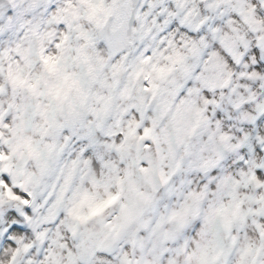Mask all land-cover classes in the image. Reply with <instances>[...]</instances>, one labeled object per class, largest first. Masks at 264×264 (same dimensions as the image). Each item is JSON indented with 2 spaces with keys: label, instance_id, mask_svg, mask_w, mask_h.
I'll return each instance as SVG.
<instances>
[{
  "label": "snow or ice",
  "instance_id": "1",
  "mask_svg": "<svg viewBox=\"0 0 264 264\" xmlns=\"http://www.w3.org/2000/svg\"><path fill=\"white\" fill-rule=\"evenodd\" d=\"M0 264H264V0H0Z\"/></svg>",
  "mask_w": 264,
  "mask_h": 264
}]
</instances>
